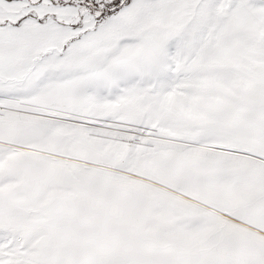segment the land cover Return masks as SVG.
Returning <instances> with one entry per match:
<instances>
[{
	"label": "snow or ice",
	"instance_id": "obj_1",
	"mask_svg": "<svg viewBox=\"0 0 264 264\" xmlns=\"http://www.w3.org/2000/svg\"><path fill=\"white\" fill-rule=\"evenodd\" d=\"M0 264H264V0H0Z\"/></svg>",
	"mask_w": 264,
	"mask_h": 264
}]
</instances>
